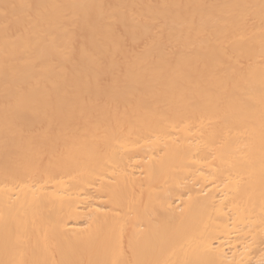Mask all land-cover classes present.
<instances>
[{"label":"bare ground","instance_id":"bare-ground-1","mask_svg":"<svg viewBox=\"0 0 264 264\" xmlns=\"http://www.w3.org/2000/svg\"><path fill=\"white\" fill-rule=\"evenodd\" d=\"M0 264H264V0H0Z\"/></svg>","mask_w":264,"mask_h":264}]
</instances>
